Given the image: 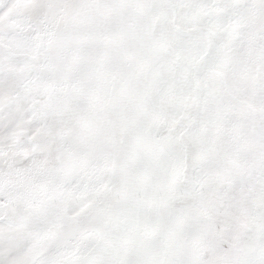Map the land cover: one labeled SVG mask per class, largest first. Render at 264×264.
<instances>
[{"label":"snow or ice","instance_id":"6c2138e0","mask_svg":"<svg viewBox=\"0 0 264 264\" xmlns=\"http://www.w3.org/2000/svg\"><path fill=\"white\" fill-rule=\"evenodd\" d=\"M0 264H264V0H0Z\"/></svg>","mask_w":264,"mask_h":264}]
</instances>
